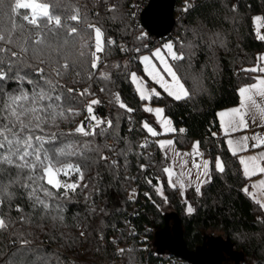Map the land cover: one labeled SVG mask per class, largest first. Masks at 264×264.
<instances>
[{
	"label": "trees",
	"instance_id": "16d2710c",
	"mask_svg": "<svg viewBox=\"0 0 264 264\" xmlns=\"http://www.w3.org/2000/svg\"><path fill=\"white\" fill-rule=\"evenodd\" d=\"M10 2L6 0L5 6L0 8V26L10 27V18L19 19L13 17ZM141 2L146 5L148 0H107V3L104 0H57L56 10L62 18L65 9L71 14L74 7L78 8L83 21L80 28L96 23L102 26L105 39L115 41L106 47V55L100 54L99 67L91 70L96 73L92 82L95 95L88 97L85 103L99 99L101 103L94 106L95 114L113 121V128L104 136L95 137V143L115 145L126 154L103 149V155L109 157L108 163L91 154L96 162L88 163L83 169L80 187L75 193H69L71 199L66 205L64 224L54 226L52 221L41 222L38 218L36 222L42 226L17 223L15 229L30 233L27 236L32 242L30 250L25 251L19 244L13 246L4 234L0 236V264H13V261L14 264H115L118 260L122 264H194L156 244L165 228L172 238L176 235L177 221L181 226L180 240L188 252H195L210 237H221L228 243L229 250L218 254L217 264H264V210L242 190L248 179L243 175L237 156L231 154L223 136L219 137L216 132L219 128L217 111L236 104L237 89L251 83L256 76L241 69L253 67L256 58L264 54V41L258 39L253 20L255 15L264 17V0H190L184 8H175V26L166 39H171L175 49L185 55L184 60L173 63L178 65V74L190 98L175 101L161 90L163 98L154 97L151 104L163 107L171 118L177 131L170 135L181 152L199 141L200 151L210 159L209 182L202 184L199 194L194 186L180 189L169 185L163 168L170 164V157L165 159L164 150L142 128L143 106L147 102L139 99L130 73L146 76L139 55L166 39L150 35L141 26L139 15L134 13ZM111 4L117 5L114 13L107 10ZM233 5H236L235 11ZM141 33L146 34L145 39L138 40ZM124 47L128 50L122 51ZM137 47L139 53L135 51ZM79 50L77 42L75 48L70 44L64 52L77 58ZM52 55L55 57L56 53ZM89 70L85 67L81 69V77L71 74L61 83L73 86L72 80L83 78L75 85L82 90L89 83L86 79ZM101 73L110 79H101ZM13 87L14 83L9 85V89ZM102 88L105 90L101 91ZM117 93L121 101L135 111L128 113L121 109L115 99ZM80 109V116L59 122L60 131L68 133L85 119L87 113L82 105ZM179 129L185 131L181 133ZM145 138L150 139L148 147L141 148ZM72 139L93 138L76 136ZM152 146L156 151L150 153ZM218 156L225 164L224 173L215 170ZM112 160L117 161L114 168L109 166ZM141 164L147 165L146 171H141ZM12 172L14 175L15 170ZM85 184L88 186L84 187ZM133 189L143 201L131 196ZM22 206L26 213L32 211L26 203ZM189 206L193 209L191 213L187 211ZM11 215L17 214L13 211ZM85 227L86 236L80 237ZM118 248L127 251L119 254ZM226 256L231 258L229 263L224 262Z\"/></svg>",
	"mask_w": 264,
	"mask_h": 264
},
{
	"label": "snow or ice",
	"instance_id": "6c2138e0",
	"mask_svg": "<svg viewBox=\"0 0 264 264\" xmlns=\"http://www.w3.org/2000/svg\"><path fill=\"white\" fill-rule=\"evenodd\" d=\"M104 2L107 3V0ZM5 4L6 0H0V8ZM8 6L13 17L19 19L10 18V27L0 26V236L7 234L13 246L19 244L28 251L32 243L27 238L30 233L15 229V225L42 226L37 224V218L41 222L50 220L54 226L63 225L66 205L71 199L69 193H75L80 187L84 179L83 169L87 168L88 163L96 162L91 154H96L100 161L108 163L109 157L103 155V149L117 151L120 155L126 153L118 151L115 145L95 143V137L104 136L108 129L113 128V121L110 118L101 119L95 114L94 106L101 103L99 99H91L85 103L88 97L95 95L92 82L96 73L91 70L99 67L102 63L100 54L106 55V47L115 44V41L105 39L102 26L96 23L90 22L85 28H80L83 21L78 8L74 7L71 14L65 9L62 18V14L56 10L57 0H11ZM107 10L114 13L117 5L111 4ZM232 10H236V5H233ZM254 20L262 22L264 17L256 16ZM260 27H264V22L258 25L257 30L258 39L264 41V34L259 32ZM145 36L146 34L141 33L137 39L143 40ZM77 42L80 49L78 57L72 58L64 49L70 44L75 48ZM135 51L139 53L140 48L137 47ZM52 53H56L55 57ZM29 57L35 62H30ZM184 59V53L175 49L171 42L164 44L162 48L150 50V55L139 57L147 77L175 101L190 98V93L178 74V65L170 63ZM256 60L253 67L242 68L241 71L261 75L253 77V83L237 89L240 98L237 107L218 114L220 127L227 137L226 143L233 156L247 152L250 147L264 149V133L254 132L238 138L232 136L233 133L246 131L253 125L264 129V54L259 55ZM85 67L90 69L86 78L89 83L82 90L75 85L80 84L83 78L72 80L73 86L61 83V80L71 74L81 77V69ZM100 78L110 79L105 73H101ZM130 79L137 86L139 99L147 102L143 111L154 114L157 118L155 122L161 130L157 131L148 121L143 122L142 128L151 137L175 133L177 129L165 115V109L150 106L154 97L163 98L161 91L155 88L149 90L146 82L135 72L130 73ZM13 83L15 87L9 89V85ZM115 99L121 109L128 113L135 111L121 101L118 93ZM81 105L87 113L85 119L68 133L60 131L59 122L80 116ZM184 131L179 129L181 133ZM212 135L215 136L216 133ZM76 136L93 139H72ZM175 143L173 139L157 141L161 150ZM140 147L147 148V142ZM199 148L200 142L196 141L191 152L177 151L176 155L191 156L193 167L200 169L198 158L203 153ZM239 163L247 179L264 175V150L257 155L239 156ZM183 164L186 165L187 161H183ZM109 166L116 167L117 161L112 160ZM209 167L210 162L204 160L205 176L208 175ZM140 169L146 171L147 165L141 164ZM12 170H15L14 175ZM215 170L218 173L225 172V164L219 156L215 158ZM163 172L168 177L169 185L175 187L172 180L176 174L174 167H164ZM62 176L65 179L62 180ZM148 182L151 183V180ZM207 182L209 181L204 180L201 184ZM179 183L183 188V181ZM259 184L264 186V180H260ZM251 187L255 188L256 185ZM242 190L249 193L248 186ZM157 191L160 192V187H157ZM195 191L199 194L201 187L197 186ZM249 195L254 198V194ZM17 200L20 203H16ZM256 202L264 208V203L259 200ZM25 203L32 209L30 213L25 212V207L22 206ZM13 211L16 216L11 215ZM187 211L191 213L192 207L189 206ZM85 236L86 227L80 231V237ZM117 251L123 254L127 250L118 248Z\"/></svg>",
	"mask_w": 264,
	"mask_h": 264
},
{
	"label": "water",
	"instance_id": "95a60500",
	"mask_svg": "<svg viewBox=\"0 0 264 264\" xmlns=\"http://www.w3.org/2000/svg\"><path fill=\"white\" fill-rule=\"evenodd\" d=\"M177 0H148L140 12L141 26L150 34L158 39H166L173 31L175 26V8ZM178 229L172 238L169 229H163V236H159L156 244L159 247H166L173 250L194 264H217L218 254L228 252V243L221 237H210L206 243L199 247L195 252H188L184 249L180 240L181 226L177 221ZM168 237V238H167ZM170 238V239H169ZM172 238V239H171ZM210 258H213L210 259Z\"/></svg>",
	"mask_w": 264,
	"mask_h": 264
},
{
	"label": "rangeland",
	"instance_id": "374dc122",
	"mask_svg": "<svg viewBox=\"0 0 264 264\" xmlns=\"http://www.w3.org/2000/svg\"><path fill=\"white\" fill-rule=\"evenodd\" d=\"M256 16H261V15H255L254 16V18L256 17ZM262 17V16H261ZM254 20V19H253ZM263 22V21H262ZM262 22H256L255 20H254V23H255V28H256V31L258 30V25L260 24V23H262ZM259 32H260V34H263V27H260L259 28ZM169 42H171V43H173V41L171 40V39H166V40H164L162 43H159L158 45H156L154 48H152L151 50L152 51H154L155 49H157V48H162V46L164 45V44H166V43H169ZM174 48H175V46H174ZM141 55H150V50L149 51H145V52H143V53H141L140 55H139V57L141 56ZM155 62V61H154ZM170 63H172V64H174L173 63V61H170ZM142 64V63H141ZM142 68H143V70H144V65L142 64ZM144 74H145V71H144ZM146 75V74H145ZM147 76V75H146ZM146 76H144L143 74H141V76H138V77H140V78H142V80L144 81V82H146V85H147V80H150V85L148 86L147 85V88L150 90V89H152V88H155L157 91H161V89L159 88V86L158 85H156L153 81H151V79L150 78H148V77H146ZM150 106H152V107H161V106H158V105H153V104H151ZM163 108V107H162ZM165 115L167 116V117H169L166 113H165ZM170 118V117H169ZM156 117L154 116V114H151V113H146L145 112V114H144V120H143V122H145V121H148V122H150L151 124H152V126L153 127H155L156 129H157V131H160L161 129H160V126L158 125V124H156ZM171 119V118H170ZM155 138V141H156V143H157V141H159V140H167V139H173L174 140V138H173V136L172 135H170V134H167V135H159V136H157V137H154ZM195 143V142H194ZM194 143H193V145H194ZM192 145H190L187 149H189L190 150V152L192 151ZM164 151L167 153V155H169V157H170V164L167 166V167H174V171H175V175L172 177V180H173V183L175 184V185H177V186H179L180 187V181H183V183H184V187L182 188V187H180V189H184V188H186V187H188V186H194L195 188L197 187V186H199V187H201L202 186V184H201V181H204V180H208L209 179V177H210V171H211V162H210V159L208 158V157H206V156H202V157H200V159H199V163L201 164V168L200 169H196V168H194L193 167V164H192V158H190V156H183V157H181V156H177L176 155V152L177 151H179L180 153H181V151L176 147V144H174L173 146H171V147H168V148H166V149H164ZM199 151H200V149H199ZM201 152V151H200ZM202 153V152H201ZM187 161V164L186 165H184L183 164V161ZM204 160H207V161H209L210 162V167H209V170H208V175L207 176H205L204 175V169H203V161ZM173 162H175L174 164H173ZM183 165V166H182ZM227 258H225V263H229L230 262V257L229 256H226ZM235 257H236V255L234 256V259H235Z\"/></svg>",
	"mask_w": 264,
	"mask_h": 264
},
{
	"label": "crops",
	"instance_id": "0c3cea01",
	"mask_svg": "<svg viewBox=\"0 0 264 264\" xmlns=\"http://www.w3.org/2000/svg\"><path fill=\"white\" fill-rule=\"evenodd\" d=\"M257 75H261L259 73H256V76ZM254 81H252L251 83H253ZM249 83V84H251ZM249 84H245V85H249ZM245 85H242V86H245ZM137 87V86H136ZM239 96H238V102L236 104H233V105H230V106H227V107H224V108H221L217 111V120H218V126H219V130L222 131L221 127H220V118H219V112L221 111H229L231 110L232 108L234 107H237L238 104H239ZM254 132H258V133H264V129L262 128H259V127H256V126H250V128L246 131H241V132H236V133H233L232 136L233 137H240V136H243V135H252ZM154 138V137H153ZM223 138L226 142V139L227 137H225V135L223 134ZM155 139V138H154ZM227 144V143H226ZM193 146V145H192ZM228 147V145H227ZM261 150H264V149H260V148H256V149H253V148H249V150L247 152H241L238 154L237 156V159L239 161V156H248V155H257ZM165 152V151H164ZM166 153V152H165ZM182 153V152H181ZM169 157V155H167ZM191 158V157H190ZM200 158H198V161H199ZM240 164V163H239ZM241 166V169H242V172H243V167L242 165L240 164ZM260 180H264V175H255L253 176L251 179H248V183H247V186L249 187V193H252L254 194V198L252 195H250L255 201L259 200L261 203H264V186H261L259 184V181ZM255 184L256 187L253 188L251 187V185ZM177 186V185H176ZM264 210V208H263Z\"/></svg>",
	"mask_w": 264,
	"mask_h": 264
},
{
	"label": "built area",
	"instance_id": "2783aa9c",
	"mask_svg": "<svg viewBox=\"0 0 264 264\" xmlns=\"http://www.w3.org/2000/svg\"><path fill=\"white\" fill-rule=\"evenodd\" d=\"M188 3H190V0H177V2H176V7L184 8ZM144 6H145V5H143V2H141L140 5L138 4V7H136V8H135V11H134V13H136V14L139 15V22H140V12H141L142 9L144 8ZM140 24H141V23H140ZM136 25H137V24H136ZM137 26H138V25H137ZM124 48H125V47H124ZM98 88H101V86L99 85ZM92 91L95 93L94 90H92ZM216 132H217V135H218L219 137L223 136V132H222L221 130L217 129ZM149 141H150L149 138H145V139H144V143L147 142V144H148ZM108 143L110 144V143H111V140H108ZM192 150H193V147H192ZM155 151H156V148H155L154 146H152V147L149 148V152H150V153H153V152H155ZM188 152H190V150L187 149V148L182 150V153H188ZM190 157H191V156H190ZM191 158H192V157H191ZM73 179H74V177H73ZM131 196H132L134 199H136V200H142V201H143V199H142L143 197L139 195V193L137 192V190H134V189H133V190L131 191ZM115 264H122V261H121V260H118V261L115 262Z\"/></svg>",
	"mask_w": 264,
	"mask_h": 264
}]
</instances>
